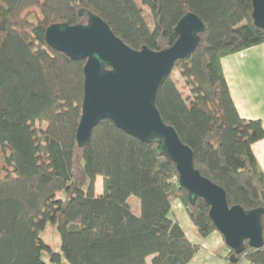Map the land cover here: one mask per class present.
I'll return each mask as SVG.
<instances>
[{
	"label": "trees",
	"instance_id": "trees-1",
	"mask_svg": "<svg viewBox=\"0 0 264 264\" xmlns=\"http://www.w3.org/2000/svg\"><path fill=\"white\" fill-rule=\"evenodd\" d=\"M251 1L0 0V264H187L200 246L171 214L175 199L199 236L216 230L209 206L201 198L188 200L175 164L155 152L156 143L106 118L78 147L85 61L50 47L44 33L53 23H81L82 8L134 49L171 45L177 21L189 11L204 22L201 43L175 62L156 106L193 151L194 167L225 190L229 206L263 209L262 247L245 240L240 254L227 246L225 259L264 264V172L252 149L264 128L238 114L220 63L264 43ZM175 72L188 94L178 89ZM97 176L101 194H95ZM131 195L139 199V214ZM47 225L59 233V251L40 236Z\"/></svg>",
	"mask_w": 264,
	"mask_h": 264
},
{
	"label": "water",
	"instance_id": "water-1",
	"mask_svg": "<svg viewBox=\"0 0 264 264\" xmlns=\"http://www.w3.org/2000/svg\"><path fill=\"white\" fill-rule=\"evenodd\" d=\"M251 17L264 28V0H252ZM84 21L50 24L44 33L46 43L71 59L84 60L81 115L76 128L79 148L85 147L93 128L110 119L118 128L143 142L156 143L157 154L173 161L179 185L191 203L201 198L209 206L208 215L226 246L235 254L243 252V242L259 249L263 245V209L228 205L225 190L202 176L194 167L193 151L176 130L164 123L156 106L157 92L177 60L186 58L201 43L206 27L193 12L176 23L175 41L160 50L147 46L134 49L116 36L97 14L82 8ZM235 254L230 256L236 261Z\"/></svg>",
	"mask_w": 264,
	"mask_h": 264
},
{
	"label": "crops",
	"instance_id": "crops-1",
	"mask_svg": "<svg viewBox=\"0 0 264 264\" xmlns=\"http://www.w3.org/2000/svg\"><path fill=\"white\" fill-rule=\"evenodd\" d=\"M220 63L238 114L244 119H258L264 128V43L225 55ZM252 149L264 172V137L254 142ZM97 178L102 181L101 176ZM135 207L136 210L131 207L132 211L139 214L136 201ZM171 214L179 222L186 237L200 246L187 264H228L225 257L229 249L218 231L206 237L199 236L178 199L172 202ZM243 260L246 259H242L239 264H244Z\"/></svg>",
	"mask_w": 264,
	"mask_h": 264
},
{
	"label": "rangeland",
	"instance_id": "rangeland-1",
	"mask_svg": "<svg viewBox=\"0 0 264 264\" xmlns=\"http://www.w3.org/2000/svg\"><path fill=\"white\" fill-rule=\"evenodd\" d=\"M143 14H144V17H145V19H146L149 27L150 28H153V19H152L151 13L149 11H147L146 9H143ZM175 78L177 80V87H178V89L180 91H182L184 94H188L189 93V89H187L185 87V85H184V79L180 76L179 72H175ZM0 162H2V156H1V154H0ZM101 187H102V181L101 182L98 181V178L96 177V180H95V194H97L99 192L100 193L102 192V190H100V189H102ZM128 199H129V203L132 205V207H133L134 210H136L135 201L138 204V208L140 209V204H139L140 202H139V199L136 196L131 195ZM40 236L55 251H59V249H60V237H59V233L57 232V230L55 229V227H52L51 225H47L45 227V229L40 233ZM42 258L45 261H47L48 260V255L44 252V253H42ZM243 261H245L244 264H250L247 259L246 260H243ZM62 262H63V264H68L66 262V260H62ZM149 263H150V261H149Z\"/></svg>",
	"mask_w": 264,
	"mask_h": 264
}]
</instances>
